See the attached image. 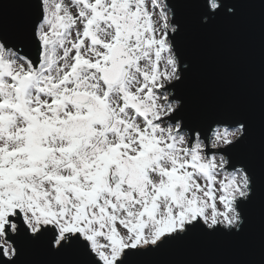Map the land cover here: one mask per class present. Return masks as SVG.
<instances>
[{"label":"snow or ice","instance_id":"1","mask_svg":"<svg viewBox=\"0 0 264 264\" xmlns=\"http://www.w3.org/2000/svg\"><path fill=\"white\" fill-rule=\"evenodd\" d=\"M0 0V264H147L170 244L264 245V106L179 90L188 36L255 0ZM259 6L264 9V0Z\"/></svg>","mask_w":264,"mask_h":264},{"label":"water","instance_id":"2","mask_svg":"<svg viewBox=\"0 0 264 264\" xmlns=\"http://www.w3.org/2000/svg\"><path fill=\"white\" fill-rule=\"evenodd\" d=\"M3 2L5 23L15 24L18 10L11 0ZM255 3L238 21L185 39L184 51L193 58L195 72L179 94L208 115L244 112L259 125L264 106V9L260 0ZM24 259L43 264L48 258L33 254ZM145 260L147 264H264V245L257 224L241 242L195 238L167 245Z\"/></svg>","mask_w":264,"mask_h":264}]
</instances>
